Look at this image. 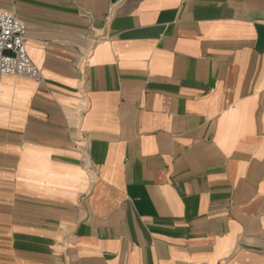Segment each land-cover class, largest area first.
<instances>
[{
	"label": "crops",
	"instance_id": "crops-1",
	"mask_svg": "<svg viewBox=\"0 0 264 264\" xmlns=\"http://www.w3.org/2000/svg\"><path fill=\"white\" fill-rule=\"evenodd\" d=\"M0 9V264H264V0Z\"/></svg>",
	"mask_w": 264,
	"mask_h": 264
},
{
	"label": "built area",
	"instance_id": "built-area-1",
	"mask_svg": "<svg viewBox=\"0 0 264 264\" xmlns=\"http://www.w3.org/2000/svg\"><path fill=\"white\" fill-rule=\"evenodd\" d=\"M28 25L0 9V80L6 75L42 79L28 51Z\"/></svg>",
	"mask_w": 264,
	"mask_h": 264
}]
</instances>
